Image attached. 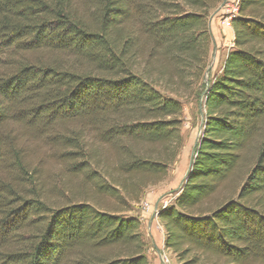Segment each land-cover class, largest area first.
Returning a JSON list of instances; mask_svg holds the SVG:
<instances>
[{"label":"trees","instance_id":"trees-1","mask_svg":"<svg viewBox=\"0 0 264 264\" xmlns=\"http://www.w3.org/2000/svg\"><path fill=\"white\" fill-rule=\"evenodd\" d=\"M222 1L0 0V264H148L126 214L178 156V92L201 87ZM230 24L190 169L158 211L178 264H264V0H238ZM10 125L51 140L109 210L17 194L4 181L21 163Z\"/></svg>","mask_w":264,"mask_h":264},{"label":"rangeland","instance_id":"rangeland-1","mask_svg":"<svg viewBox=\"0 0 264 264\" xmlns=\"http://www.w3.org/2000/svg\"><path fill=\"white\" fill-rule=\"evenodd\" d=\"M237 11L238 0H223L210 11L207 21L211 45L201 87H193L191 92L182 90L178 92L180 95L178 100L182 107L180 128L182 147L174 163L169 167L165 180L148 188L139 203L130 204V211L126 214L140 222V233L145 242L144 255L148 264H178L175 257L164 249L165 232L158 220V211L173 203L190 169V160L194 158V150L202 133L205 114L204 86L206 87L209 80L219 74L227 53L233 48V31L230 23L237 16ZM87 15L91 16L89 10ZM39 55H43L45 59L54 58L49 52ZM10 126L7 130L10 131L11 143L14 142L18 149V158L21 162L19 165L22 168L9 164L4 181L17 194L33 196L54 206L89 201L109 210V197L104 195L93 197L91 185L85 184L83 178L72 175L59 158V151L51 144V140L36 134L29 135L20 127ZM23 133L27 134L22 138ZM83 141L88 148L96 150L97 155L105 156L109 163V146L102 145L91 133L85 134ZM11 155L13 156L12 153ZM11 162L16 161L11 158L9 163ZM106 184L109 186V181Z\"/></svg>","mask_w":264,"mask_h":264},{"label":"water","instance_id":"water-1","mask_svg":"<svg viewBox=\"0 0 264 264\" xmlns=\"http://www.w3.org/2000/svg\"><path fill=\"white\" fill-rule=\"evenodd\" d=\"M192 160H193V159L191 158V160H190V164H191Z\"/></svg>","mask_w":264,"mask_h":264}]
</instances>
